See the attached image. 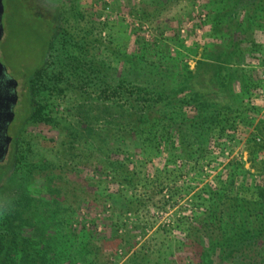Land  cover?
Instances as JSON below:
<instances>
[{
	"label": "rangeland",
	"instance_id": "374dc122",
	"mask_svg": "<svg viewBox=\"0 0 264 264\" xmlns=\"http://www.w3.org/2000/svg\"><path fill=\"white\" fill-rule=\"evenodd\" d=\"M78 2L80 12L84 16L80 26L94 32L104 44L95 52L96 58L115 69L117 76L122 80L128 81L134 87L158 89L160 93L177 97L188 118L196 114L191 108L192 86L201 96L205 94L204 91H209L212 107L207 110L205 105H202L201 109L217 111L223 115L220 119L224 120L231 116L236 117L240 128L237 131L216 129L210 147L212 154L206 160L192 162L182 154H178L177 158L176 155L172 157L164 152L163 155L153 157L151 161H145L142 169H135L137 176L140 175L141 178L135 188H118L101 180L104 175L103 166L96 172V180L91 179L94 167L98 165L96 159L87 161V158L83 157L79 161H67L68 158L63 157L61 141L71 139V129L83 136L85 125L84 119L76 117L73 105V110L67 115L66 110L71 107L66 99H54V116L63 124L54 129L37 123L31 134L33 138L29 139L26 159L18 169L23 171V180L27 179V190L35 195H43L52 179L50 172L43 170V167H46L44 161L59 162L65 170L70 171L61 186L67 195V203L64 206L74 213V227L86 223L88 225L94 218H97L99 223L102 221L101 216L97 215L98 209L101 208L98 206V197L104 198L121 190L127 197L144 198L146 209L127 216L115 211L113 218L110 217L107 223L114 237L120 240L121 235L126 233V226L129 229H139L144 234L138 249L143 248L155 258L160 252L171 249L174 256L164 264H187L191 259L189 248L179 250L177 247L186 242L190 225L204 212L203 207L196 205L198 197H208L203 193L206 188L216 190L219 186L217 176L222 174L224 181V167L230 161L244 163L246 170L250 168L245 144L255 137L258 143H261L260 139L263 140V150L258 157L264 160V131L263 135L259 136L256 131V127L264 122V12L243 11L241 6L238 8L235 0ZM4 5L5 35L1 43V61L11 77L26 85L33 73L44 63L49 35L43 23L29 16L30 13L21 2L4 0ZM253 19L256 20L248 26ZM240 21L243 22L240 28L244 31V39L246 38L247 42L251 39L256 45L252 55H246L244 60L230 54L234 40L238 37L234 32V24L238 25ZM136 24L147 27L151 39H146ZM243 45L240 49L247 51L248 48ZM56 62L52 64L55 65ZM219 66L240 78L225 81V85V82L212 77ZM198 68L199 74L194 78V72ZM189 81L192 90L182 92ZM92 96L94 97L93 94ZM81 99L72 95L76 107L84 104ZM26 103L25 100L24 105ZM88 111L95 132L109 129L114 147L129 148L131 152L138 149L134 146L133 133L129 132L127 121L118 116L108 120V115L97 106H92ZM183 131L191 135L186 124ZM170 160L172 162H169ZM26 161L39 162L40 165V169L28 175V178ZM69 162L71 163L68 164ZM220 163L222 165H219ZM18 190L19 188L13 196L1 199L0 207L9 203ZM95 196L98 203L93 202ZM102 210L107 212L106 215L114 213L112 208L103 206ZM71 231L73 230L66 226L60 229L61 234L70 241L73 239ZM117 240L108 242L106 248L118 247ZM120 263L123 264L124 261Z\"/></svg>",
	"mask_w": 264,
	"mask_h": 264
},
{
	"label": "trees",
	"instance_id": "16d2710c",
	"mask_svg": "<svg viewBox=\"0 0 264 264\" xmlns=\"http://www.w3.org/2000/svg\"><path fill=\"white\" fill-rule=\"evenodd\" d=\"M235 1L243 11L264 12V0ZM83 19L78 0H72L69 19L65 23L68 29L61 28L66 37L58 63L45 71L41 87L43 106L38 115L33 111L32 116L37 117V123L56 129L62 121L54 116V99H66L70 103L67 115H70L73 105L76 117L84 119L85 132L82 136L70 128L71 139L61 141L60 146L67 161H79L83 157L87 161H98L92 180H96V172L103 166L101 180L118 188H135L141 179L135 169H142L145 161H151L164 152L177 158L178 154H182L192 162L206 160L212 154L210 147L216 129L237 131L240 128L236 117L224 120L220 119L223 116L221 113L207 111L212 107L209 91H204L201 96L192 86L191 108L199 114L188 118L177 97L160 93L158 89L134 87L122 80L115 69L96 58L95 52L104 44L94 32L80 26ZM254 20H246L250 21L248 26ZM242 24L241 21L238 25L234 24L238 37L230 52L240 60L252 55L256 47L251 39L248 42L244 39V31L240 28ZM52 43V40L49 41L48 47ZM242 45L248 48L247 51L240 49ZM215 71L212 77L222 82L240 78L220 66ZM198 74L199 68L193 77ZM35 75L36 71L29 78L31 83ZM190 81L182 92L192 90ZM72 95L82 98L84 104L76 107ZM86 105L88 109L92 106L103 109L108 120L118 116L127 121L129 132L133 133L134 146L138 149L131 152L129 148L114 147L109 129L96 133ZM202 105L207 110L201 109ZM185 124L191 135L184 133ZM256 131L257 136L263 135L264 122L256 127ZM260 142L255 137L245 144L249 156L247 163L250 164L248 170L244 163L230 161L224 167V181L222 174L218 175L216 190L206 188L203 193L208 197H198L196 205L203 207L204 212L190 225L186 242L177 247L179 250L189 248L191 259L187 264H216V260L218 264H264V160L258 157L263 150V140L260 139ZM44 165L43 170L50 172L52 179L43 195L30 193L26 179L18 185L17 195L0 207V264H121L122 261L123 264H164L174 256L171 249L155 255L157 258L143 248L138 249L144 234L139 229L126 226V233L121 235L120 240L114 237L107 221L113 218L115 211L127 216L147 208L144 198L127 197L121 190L116 192L118 194L98 197L100 203L96 201L97 196L93 198V202L101 207L97 212L101 216L100 223L94 218L88 225L74 227V213L64 206L67 195L61 186L70 171L56 161H44ZM26 169L28 178L40 169L39 162L26 161ZM103 206L112 208L114 213L106 215ZM64 226L73 230L70 233L72 241L61 234L60 229ZM116 240L118 247L106 248L108 242Z\"/></svg>",
	"mask_w": 264,
	"mask_h": 264
},
{
	"label": "flooded vegetation",
	"instance_id": "af4514ba",
	"mask_svg": "<svg viewBox=\"0 0 264 264\" xmlns=\"http://www.w3.org/2000/svg\"><path fill=\"white\" fill-rule=\"evenodd\" d=\"M2 15L3 36L4 25ZM25 5L29 16L43 23L52 40L51 47H47L43 65L36 70V75L31 83L21 84L8 74V71L1 61L3 67L0 73V201L7 196H13L18 185L23 181L21 166L26 159V152L30 142L34 126L37 124V113L41 111L44 95L41 92L42 80L45 78L51 64L58 60L61 48L66 37L61 28L68 29L66 20L69 19V8L72 0H19ZM27 103L24 105V101ZM35 115L32 116V112ZM31 136V137H30ZM11 183V184H10ZM12 187V188H10Z\"/></svg>",
	"mask_w": 264,
	"mask_h": 264
},
{
	"label": "water",
	"instance_id": "95a60500",
	"mask_svg": "<svg viewBox=\"0 0 264 264\" xmlns=\"http://www.w3.org/2000/svg\"><path fill=\"white\" fill-rule=\"evenodd\" d=\"M3 12H4L3 1L0 0V41H1L2 36H3V27L1 24ZM0 68L3 70V67L1 64H0ZM1 69H0V73L2 72Z\"/></svg>",
	"mask_w": 264,
	"mask_h": 264
},
{
	"label": "built area",
	"instance_id": "2783aa9c",
	"mask_svg": "<svg viewBox=\"0 0 264 264\" xmlns=\"http://www.w3.org/2000/svg\"><path fill=\"white\" fill-rule=\"evenodd\" d=\"M107 10H109V8H107ZM136 27L138 28V30H140L143 33V35L145 36L146 39H151L150 38L151 33H150V31L148 30L147 27H145L143 25L140 26L138 24H136Z\"/></svg>",
	"mask_w": 264,
	"mask_h": 264
}]
</instances>
